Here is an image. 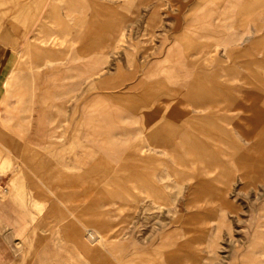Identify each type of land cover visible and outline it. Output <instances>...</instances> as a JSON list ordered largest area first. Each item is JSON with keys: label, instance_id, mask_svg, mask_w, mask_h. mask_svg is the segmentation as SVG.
Listing matches in <instances>:
<instances>
[{"label": "rangeland", "instance_id": "374dc122", "mask_svg": "<svg viewBox=\"0 0 264 264\" xmlns=\"http://www.w3.org/2000/svg\"><path fill=\"white\" fill-rule=\"evenodd\" d=\"M0 2L33 21L44 4L66 31L42 61L63 92L45 111L59 166L27 162L59 186L43 215L58 264H264V172L235 164L257 133L264 152V0Z\"/></svg>", "mask_w": 264, "mask_h": 264}, {"label": "crops", "instance_id": "0c3cea01", "mask_svg": "<svg viewBox=\"0 0 264 264\" xmlns=\"http://www.w3.org/2000/svg\"><path fill=\"white\" fill-rule=\"evenodd\" d=\"M35 3L38 5L28 2L27 6ZM0 5V264H58V256L52 254V235L44 233L43 215L46 209L47 215L59 216V186L52 184L50 190L48 185L45 191L43 169L31 172L27 162L34 159L33 154H28L32 151L37 166L47 159L52 160V167L59 166L54 163L59 151L56 141L65 128L58 123L47 126L53 119L45 120V111L55 112L56 116L65 110L59 102L63 92L59 70L44 67L42 61L45 54L52 53L53 46H67H57L54 39L47 38L49 33L64 29L58 24V15L45 19L44 4L34 21L32 12L18 10L16 3ZM67 23V33L71 31L72 35H68L74 39V21ZM121 38L118 28L115 39ZM29 43L36 46L37 53L27 51ZM110 46L105 42L99 47L103 62ZM28 53L30 61L23 57ZM206 54L209 57L210 53ZM106 82L103 79L99 84ZM131 119L137 123V118ZM110 140L117 142L114 134Z\"/></svg>", "mask_w": 264, "mask_h": 264}, {"label": "bare ground", "instance_id": "6f19581e", "mask_svg": "<svg viewBox=\"0 0 264 264\" xmlns=\"http://www.w3.org/2000/svg\"><path fill=\"white\" fill-rule=\"evenodd\" d=\"M256 136H257V138H256ZM254 138H255V142H254V147L252 146V147H250V151L252 152V150H256V152L253 154H251L250 152V154H248L247 155V153H243L241 156H243L242 158L243 159H248L249 158V162H238V161H236L235 162V164H236V166H238L237 168L238 169H243V168H241V167H245L246 165L248 166V168H251L252 166H254L252 169H253V171H252V173H253V175L254 176H258V175H262L263 174V172H264V152H263V150H262V147L260 146V142L262 141V138H263V135H261V134H255L254 135ZM262 150V151H261ZM259 159V161L258 162H254V160H256V159ZM257 161V160H256ZM255 164H256V166H255ZM218 165H221L222 166V164H220V163H218ZM239 166H241V167H239ZM89 237H91V238H94V237H102V234H96V235H94V234H91Z\"/></svg>", "mask_w": 264, "mask_h": 264}]
</instances>
